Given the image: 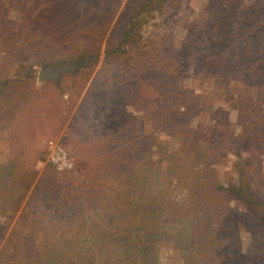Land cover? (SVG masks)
I'll use <instances>...</instances> for the list:
<instances>
[{
    "label": "rangeland",
    "instance_id": "1",
    "mask_svg": "<svg viewBox=\"0 0 264 264\" xmlns=\"http://www.w3.org/2000/svg\"><path fill=\"white\" fill-rule=\"evenodd\" d=\"M150 1L0 0V251L121 264L105 241L133 179L167 171L174 213L205 193L172 178L186 133L218 150L195 166L212 228L171 234L151 264H264V0ZM238 163L256 218L229 192Z\"/></svg>",
    "mask_w": 264,
    "mask_h": 264
},
{
    "label": "trees",
    "instance_id": "2",
    "mask_svg": "<svg viewBox=\"0 0 264 264\" xmlns=\"http://www.w3.org/2000/svg\"><path fill=\"white\" fill-rule=\"evenodd\" d=\"M164 1L165 0L154 1V7L159 9ZM150 2H152V0ZM59 10H62L61 7ZM64 10L65 9L62 11ZM131 22L136 23L134 17ZM76 61H78L79 64H84L83 59H76ZM185 135L186 133L183 134L184 137ZM184 137L182 150L185 157H183V162L184 168L187 167L189 170L185 169L184 172H178L177 174H174L172 178H178L179 176L178 180H181V184L184 182L185 185L191 182V195H197L202 191L205 193H203V197L201 198H198L197 196L194 202L191 201L186 205H181V211L176 209L177 213H174V209L171 207V202H169L162 194V192L165 193L166 190H169L166 188V190L161 189L156 191L159 183L169 185V183L166 182L169 179L167 171L162 170L159 166V168H154L152 171L150 170L147 172L148 174L142 179L137 181L133 179L132 184L136 190L133 192L134 195L132 201H128L130 205V211L127 215L129 222H122V230L111 229V232L114 230L122 232L121 237H110L105 241L107 246L106 249H116L117 247H120L117 249L124 248L126 250L124 254H120V258L124 260L121 264L126 261L122 255H126L131 264H151V258L153 259V256L155 255L153 251L159 246L157 244L163 239L171 237V234H174L179 240L187 239L190 241V244H193L195 243L194 241H199V229H201L200 231L202 233H207L211 230L210 228H212L208 223L211 222V218L205 216V211L202 210V207H198V201H201L204 197H208V192H211L212 190L208 187L205 188L206 185L202 180V177L206 174H200L195 166L199 163H206L208 160H212L214 154L216 158H218V150L212 145H209L207 150L201 149L198 145V138L192 137L191 139L190 137V139H184ZM237 170L239 174L238 182L229 188V192H231L236 199L241 201L249 213L256 218V216H259L258 213L261 212V202L255 194L254 189H252V182L248 179V170L241 163L237 164ZM185 174H196L199 177L194 175L193 178L197 180L191 181V178H185ZM197 182H200V185L196 186ZM128 183H130V181H128ZM214 187L217 188V190L223 188V186L216 182H214ZM189 234L191 238L189 237ZM106 238L107 237H104V240ZM190 239H193L192 242ZM10 244L11 240L8 238L0 251V264H13L14 262L20 264H37V262L34 261L35 259H39L43 264H60V262L63 264L62 257L50 254H36L32 256L22 255L19 246L17 249L20 252L12 251ZM259 250H261L260 247ZM259 252L260 253H258L257 256L262 254L261 251ZM225 261L226 260H223V262ZM74 263L86 264L79 256L75 257V262H70V264ZM99 264H105V262H99Z\"/></svg>",
    "mask_w": 264,
    "mask_h": 264
}]
</instances>
